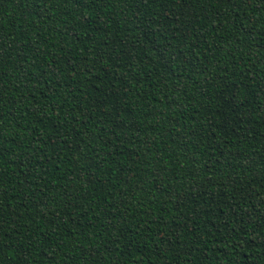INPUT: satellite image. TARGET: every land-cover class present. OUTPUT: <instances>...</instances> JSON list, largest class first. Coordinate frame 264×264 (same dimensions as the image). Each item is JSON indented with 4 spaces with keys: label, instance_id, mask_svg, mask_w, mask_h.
I'll return each mask as SVG.
<instances>
[{
    "label": "trees",
    "instance_id": "trees-1",
    "mask_svg": "<svg viewBox=\"0 0 264 264\" xmlns=\"http://www.w3.org/2000/svg\"><path fill=\"white\" fill-rule=\"evenodd\" d=\"M0 264H264V0H0Z\"/></svg>",
    "mask_w": 264,
    "mask_h": 264
}]
</instances>
